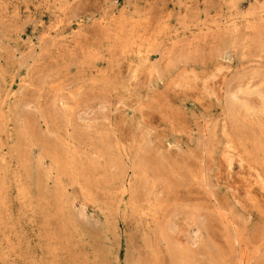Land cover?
Returning <instances> with one entry per match:
<instances>
[{
    "label": "rangeland",
    "instance_id": "1",
    "mask_svg": "<svg viewBox=\"0 0 264 264\" xmlns=\"http://www.w3.org/2000/svg\"><path fill=\"white\" fill-rule=\"evenodd\" d=\"M0 264H264V0H0Z\"/></svg>",
    "mask_w": 264,
    "mask_h": 264
}]
</instances>
